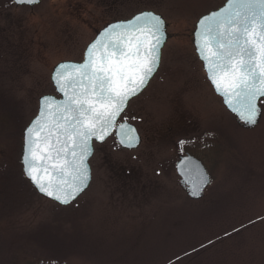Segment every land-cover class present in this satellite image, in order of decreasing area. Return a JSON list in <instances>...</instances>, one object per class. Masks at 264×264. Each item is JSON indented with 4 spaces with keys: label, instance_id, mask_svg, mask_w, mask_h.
Segmentation results:
<instances>
[{
    "label": "rangeland",
    "instance_id": "obj_1",
    "mask_svg": "<svg viewBox=\"0 0 264 264\" xmlns=\"http://www.w3.org/2000/svg\"><path fill=\"white\" fill-rule=\"evenodd\" d=\"M226 0H0V264H264V100L244 128L215 94L193 43L198 19ZM152 10L168 25L158 73L120 122L142 143L95 144L90 187L64 207L23 172L24 130L54 67L82 61L108 23ZM181 141L184 143L181 144ZM212 177L192 199L180 155Z\"/></svg>",
    "mask_w": 264,
    "mask_h": 264
},
{
    "label": "snow or ice",
    "instance_id": "obj_2",
    "mask_svg": "<svg viewBox=\"0 0 264 264\" xmlns=\"http://www.w3.org/2000/svg\"><path fill=\"white\" fill-rule=\"evenodd\" d=\"M14 2L32 5L38 0ZM195 35L208 79L232 112L255 125L264 98V0H227L225 7L200 18ZM101 37L87 47L83 63H61L53 70L52 80L65 99L43 97L39 116L25 132V173L40 192L61 204L87 187L85 161L93 138L102 142L110 129L118 137L127 129L123 135L138 140L131 135L135 129L118 123V117L159 65L164 20L142 12L110 25ZM46 102L55 107L48 113L51 120L42 122Z\"/></svg>",
    "mask_w": 264,
    "mask_h": 264
},
{
    "label": "water",
    "instance_id": "obj_3",
    "mask_svg": "<svg viewBox=\"0 0 264 264\" xmlns=\"http://www.w3.org/2000/svg\"><path fill=\"white\" fill-rule=\"evenodd\" d=\"M40 2H41V0H38L37 3L32 4V5H28V6H34V5L39 4ZM226 3H227V0H226V2H225L223 5H221L220 7L216 8V9H213V10L209 11L208 13L204 14L203 16H205V15H207V14L213 12V11H217V10H219V9H221V8H223V7H225ZM18 5H21V4H18ZM24 5H27V4H24ZM142 12H152V13H155L156 15H159V16L164 20V33H165V40H164V42H163V44H162V46H161V49H160V61H159V65H158V67L156 68V70L154 71V73L150 76V78L148 79L146 85L142 88V90H139V91H138V94L132 96V97L128 100L127 105H126L124 111L121 113L120 117H118V123H126L127 125H130L132 128L135 129V133H132L131 135L134 136V137H138V140H129L125 135H123V133L126 132L127 129L120 130L121 133H122V135H120L119 137L116 135V131H117L116 129H110L111 134L108 135V136H107L102 142H101L100 140L96 139V138H93V139L90 141V144H91V154L88 155V156L86 157V161H85L86 164H87V166H88V168H89V170H90V171H89L90 179H89V181H88L87 187L84 189L83 192H81L78 196H76L75 199L71 200L70 203H68V204H61L60 202H58V201L52 199L51 197H49V196H47V195H45L44 193H42V192L39 191V189L37 188V186H36V185H35V184L29 179V177L26 175V173H25V165H24V162H23V160H24V153H25V132H26V129H27L28 127H30V126L32 125L33 121L36 120V118L39 116V114H40V110H41V101H42V98L45 97V96H50V97H53L56 101H60V100H64V99H65V97H64L59 91H57L56 84H55V83L53 82V80H52L53 71H52V75H51V80H52L53 85H54V87H55V89H56V94H45V95H43V96H41V97L39 98V109H38V112H37V114L32 118V120L30 121V123L28 124V126L26 127V129L24 130L23 151H22V165H23V172H24L25 176L27 177V179L30 181V183L33 185V187L35 188V190H36L40 195H42V196L45 197L46 199H49V200H51V201H54L55 203H57V204H59V205H61V206L67 207V206L71 205L72 203H74V202H75V201H76V200H77V199H78V198H79V197H80V196H81V195H82V194H83V193H84L89 187H90V184H91V182H92V167H91V164H90V160H91V158L93 157V155H94V153H95V144H96V143H104L108 138H110V137L113 136V135L116 137L118 144H119L122 148H124V149H128V150L138 149L139 146H140L141 143H142V137H141V135H140V133H139L137 127H136L134 124H132L131 122H129V121H122V122H120V119H121L122 115L126 112V110L128 109L130 102H131L134 98H136V97H138L139 95H141V94L147 89V87L149 86V84H150V82L152 81V79H153V78L155 77V75L158 73V71H159V69H160V66H161V62H162L163 49H164V47H165V45H166V43H167V41H168V38H169V34H168V31H167V29H168V25H167L166 20L164 19V17H163L161 14L156 13L155 11H152V10H145V11H142ZM142 12H139V13H142ZM139 13L133 15L132 17H130V18H128V19L116 20V21H113V22L108 23L106 26H104L101 30H99V31L97 32L95 38L89 43V45H90L94 40H96V39H98V38L101 39V40H103V37H101V33H102L106 28H108L110 25L118 24V23H125V22H127V21H129V20H132V19H133L136 15H138ZM203 16H201V17H203ZM201 17H200V18H201ZM200 18H199V20H200ZM199 20H198V21H199ZM197 24H198V22H197ZM197 24H196V29H197ZM196 29H195L194 32H193V43H194V46H195L196 52H197V54H198L200 60H201L202 63H203L204 70H205V72H206V74H207V71H206L205 66H204V61L201 59L200 54H199V52L197 51V45H196L197 37H196V35H195V33H196ZM201 43H203V41H201ZM89 45H88V46H89ZM88 46H87V47H88ZM86 49H87V48H86ZM84 54H85V53H84ZM83 60H84V57H83ZM83 60H82V61H73V60H65V61H61L60 63H58V64L54 67V69H55L59 64H61V63L80 64V63H83ZM54 69H53V70H54ZM207 78H208V74H207ZM208 80H209V79H208ZM209 82L211 83V85H212V87H213L215 93H216L218 96H220V97L222 98L223 104L225 105V107L227 108V110H228L232 115H234V116L237 118V121H238L239 124H241L244 128H254V127H256V126L259 124L260 119H261L262 114H263V108H262L261 102H262V100H264V98H262L261 101L259 102V106H260V108H261V113H260V115H259V117H258V121H257V123H256L255 125H248V124H245L244 121L241 120V119L237 116L236 113H234V112H232V111L230 110V108L228 107V105L224 102V97H223L222 95H220V94L216 91L214 85L212 84V82H211L210 80H209ZM54 107H55L54 105L51 106V107H49L48 104H47V102L45 103V117L41 118L42 122H43L44 119L51 120V116H49L48 113L52 112L53 109H54ZM46 131H47V129H45V132H46ZM43 134H44V133H41V135H43ZM34 138H35V137H34ZM121 139H123V140L125 141L124 144H121V143H120V140H121ZM128 143H132L133 146H132V147H128V146H127ZM29 160H30V162H31V156L29 157ZM37 163L39 164L40 162L38 161ZM176 170H177L178 175H179L180 178H181V184H182L183 187L186 189V192L188 193V195H189L192 199H195V200H199V199L203 198L206 189L210 186V184H211V182H212L211 175H210V173H209V171H208L206 165L203 163V161L200 160L199 158L195 157L194 155H191V154L181 155V156L179 157V160H178L177 164H176ZM193 191L198 192V195H195V196H194V195L192 194Z\"/></svg>",
    "mask_w": 264,
    "mask_h": 264
}]
</instances>
